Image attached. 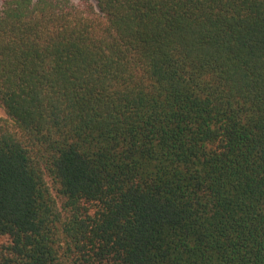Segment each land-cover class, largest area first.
<instances>
[{"label":"trees","instance_id":"obj_1","mask_svg":"<svg viewBox=\"0 0 264 264\" xmlns=\"http://www.w3.org/2000/svg\"><path fill=\"white\" fill-rule=\"evenodd\" d=\"M0 264H264V0H3Z\"/></svg>","mask_w":264,"mask_h":264},{"label":"rangeland","instance_id":"obj_2","mask_svg":"<svg viewBox=\"0 0 264 264\" xmlns=\"http://www.w3.org/2000/svg\"><path fill=\"white\" fill-rule=\"evenodd\" d=\"M2 1L3 0H0V5L2 4ZM0 118L2 119H5L6 118V115H5V112L3 110V108L1 107L0 105ZM5 241V239L3 237H0V245Z\"/></svg>","mask_w":264,"mask_h":264}]
</instances>
